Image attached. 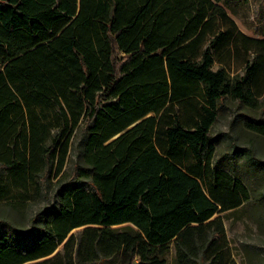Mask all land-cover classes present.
Wrapping results in <instances>:
<instances>
[{
    "label": "trees",
    "instance_id": "obj_1",
    "mask_svg": "<svg viewBox=\"0 0 264 264\" xmlns=\"http://www.w3.org/2000/svg\"><path fill=\"white\" fill-rule=\"evenodd\" d=\"M215 1L0 0V199L62 173L35 225L0 220V264H166L171 242L175 264L231 263L213 215L249 196L210 127L218 99L263 85L256 62L212 65L264 40Z\"/></svg>",
    "mask_w": 264,
    "mask_h": 264
},
{
    "label": "rangeland",
    "instance_id": "obj_2",
    "mask_svg": "<svg viewBox=\"0 0 264 264\" xmlns=\"http://www.w3.org/2000/svg\"><path fill=\"white\" fill-rule=\"evenodd\" d=\"M215 3L234 22L237 32L252 40H264V0H218ZM248 44L249 47L240 49L238 56L234 49L224 50L222 55L215 56L212 65L216 69L220 65L219 58H222V65L232 79L245 76L246 63L256 62L257 75L263 85L252 106L230 94L218 99L216 118L210 127L212 163L233 180L242 182L249 196L238 207L218 210L213 215L222 220L231 254L230 264H264V133L252 127L264 123V43L249 41ZM73 158L70 152L63 167L65 177L71 170ZM60 175L62 173L57 176L51 173L42 182L41 189L28 186L16 190L11 197L0 199V220L17 227L35 225L53 202L55 184ZM81 229L79 226L71 233L78 234ZM57 250H61V245ZM126 256L127 253L121 251L102 264H123ZM164 256L166 264H175L172 242Z\"/></svg>",
    "mask_w": 264,
    "mask_h": 264
}]
</instances>
